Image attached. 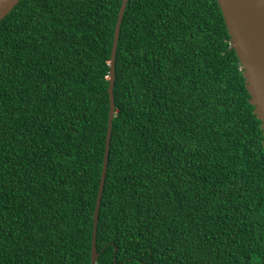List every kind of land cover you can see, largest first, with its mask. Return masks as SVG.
Returning a JSON list of instances; mask_svg holds the SVG:
<instances>
[{
	"label": "trees",
	"instance_id": "1",
	"mask_svg": "<svg viewBox=\"0 0 264 264\" xmlns=\"http://www.w3.org/2000/svg\"><path fill=\"white\" fill-rule=\"evenodd\" d=\"M123 0L0 21V264H91ZM217 0H129L97 264H264V131Z\"/></svg>",
	"mask_w": 264,
	"mask_h": 264
},
{
	"label": "water",
	"instance_id": "2",
	"mask_svg": "<svg viewBox=\"0 0 264 264\" xmlns=\"http://www.w3.org/2000/svg\"><path fill=\"white\" fill-rule=\"evenodd\" d=\"M21 0H0V21H2ZM221 8L225 24L231 37L243 70L247 90L251 96L250 104L254 106V113L262 122L264 131V0H217ZM129 0H123L116 22L111 60L109 63V98L110 110L103 168L93 217V236L91 264H97V233L100 207L106 182L113 122L116 114L114 86L116 79V55L124 14Z\"/></svg>",
	"mask_w": 264,
	"mask_h": 264
}]
</instances>
